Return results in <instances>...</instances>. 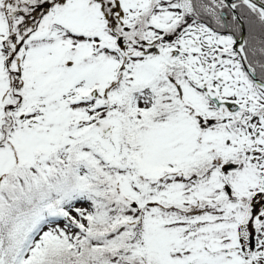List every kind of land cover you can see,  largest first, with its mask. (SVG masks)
<instances>
[{"label":"snow or ice","instance_id":"6c2138e0","mask_svg":"<svg viewBox=\"0 0 264 264\" xmlns=\"http://www.w3.org/2000/svg\"><path fill=\"white\" fill-rule=\"evenodd\" d=\"M0 264H264V0H0Z\"/></svg>","mask_w":264,"mask_h":264}]
</instances>
